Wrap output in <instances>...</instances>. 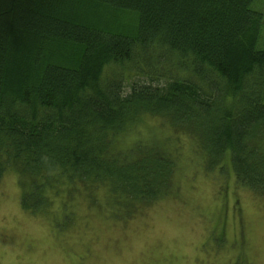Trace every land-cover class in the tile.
<instances>
[{"label": "trees", "instance_id": "16d2710c", "mask_svg": "<svg viewBox=\"0 0 264 264\" xmlns=\"http://www.w3.org/2000/svg\"><path fill=\"white\" fill-rule=\"evenodd\" d=\"M256 2L0 0V178L13 167L37 191L52 177L110 179L152 200L171 189V156L151 148L128 164L115 158L128 151L115 148L116 137L146 113L196 133L211 165L228 154L236 180L264 193ZM155 64L176 72L161 83L132 80L127 91L125 77L106 72Z\"/></svg>", "mask_w": 264, "mask_h": 264}, {"label": "rangeland", "instance_id": "374dc122", "mask_svg": "<svg viewBox=\"0 0 264 264\" xmlns=\"http://www.w3.org/2000/svg\"><path fill=\"white\" fill-rule=\"evenodd\" d=\"M256 5L264 12V0ZM169 70L155 64L142 73L129 65L106 72L125 77L127 91L132 80L170 79L176 71ZM168 118L142 113L115 140L128 150L115 156L118 164L147 158L151 148L173 159L171 189L152 200L110 179L52 177L37 191L13 167L4 171L0 264H264V193L236 180L228 154L211 165L199 136Z\"/></svg>", "mask_w": 264, "mask_h": 264}]
</instances>
